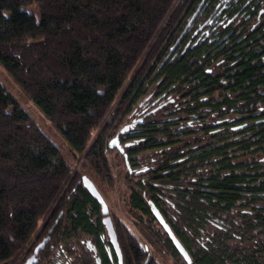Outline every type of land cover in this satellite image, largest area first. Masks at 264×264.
Wrapping results in <instances>:
<instances>
[{"label":"trees","instance_id":"16d2710c","mask_svg":"<svg viewBox=\"0 0 264 264\" xmlns=\"http://www.w3.org/2000/svg\"><path fill=\"white\" fill-rule=\"evenodd\" d=\"M202 1L0 0V64L84 157L74 174L0 82V264H24L49 235L37 264H118L81 170L111 188L113 152L127 208L176 264H264V33L230 0L231 23L199 44L229 0H206L186 29ZM133 121L125 157L109 143ZM110 216L124 264H159Z\"/></svg>","mask_w":264,"mask_h":264},{"label":"rangeland","instance_id":"374dc122","mask_svg":"<svg viewBox=\"0 0 264 264\" xmlns=\"http://www.w3.org/2000/svg\"><path fill=\"white\" fill-rule=\"evenodd\" d=\"M0 82L13 95L17 103L31 116L36 124L48 135L51 141L59 149L63 160L74 167V174L80 169L81 163L84 159L82 157L79 162L73 155V150L62 133L48 120L41 109L26 95V93L17 84L14 78L7 72V70L0 64ZM12 110V108H9ZM110 161L112 165V173L115 178L114 185L108 188L102 185L93 175V173L84 167L82 172L88 174L99 186V190L105 198L110 211L115 214L119 220L127 225V227L135 233L141 240L142 244L146 246L149 256L156 259L159 264H176L171 256L163 251L162 248L156 246L149 237L145 235V231L141 226L140 221L127 208L126 200L128 197L127 185L124 181L126 169L123 159L115 152L111 153Z\"/></svg>","mask_w":264,"mask_h":264},{"label":"water","instance_id":"95a60500","mask_svg":"<svg viewBox=\"0 0 264 264\" xmlns=\"http://www.w3.org/2000/svg\"><path fill=\"white\" fill-rule=\"evenodd\" d=\"M197 12L194 14L193 18L196 17ZM190 24V23H189ZM141 120H139L138 122H140ZM137 121H133L130 125L125 126L120 133L113 138L110 143H109V147L110 148H116L120 151L121 154H124V148L121 146L120 141H119V136L123 133H125L126 131H128L130 128L134 127ZM125 157L126 154H124ZM128 165V162H126ZM82 182L84 187L89 191V193L92 195V197L101 205V209H102V214H103V224L107 230V234L110 240L111 245L113 246V249L118 257V264H124L123 263V255L121 252V248H120V244L118 241V236L116 234L115 231V227H114V223L112 220V217L110 216V209L109 206L105 200V198L103 197L102 193L100 192V190L98 189V187L96 186V184L92 181V179L90 177H88L87 175H84L82 178ZM52 232V230L50 231V233ZM51 237L50 235L47 236L45 239H43L34 249L33 254L26 260V262L24 264H37L38 263V257L39 254L42 250L45 249L46 245L49 243ZM182 257L184 258L185 261H187L188 263L191 261L189 254L187 253V251L185 250V248L178 242H175ZM87 246L90 250L94 251L95 253L97 252V250L92 247L91 242L88 241L87 242ZM109 255L110 257H112V253L111 251H109ZM100 258H97V263L100 264Z\"/></svg>","mask_w":264,"mask_h":264},{"label":"flooded vegetation","instance_id":"af4514ba","mask_svg":"<svg viewBox=\"0 0 264 264\" xmlns=\"http://www.w3.org/2000/svg\"><path fill=\"white\" fill-rule=\"evenodd\" d=\"M206 0H203L196 11L197 14L201 10V8L204 6ZM228 3L229 1H223L219 4H217L215 9V16L211 17L209 19H206L202 24H200L195 30H194V37H197V42L199 44H202V41H204L206 38L210 37L212 31L213 33L217 30H219L220 25H223L225 22L224 19H221L220 14L221 11H219V7L224 5V3ZM249 7L248 12H244L245 14V20L248 24H250V30L253 31V33H264V0H246L245 5L243 8ZM195 12V13H196ZM241 13V12H240ZM194 16V15H193ZM197 16V15H196ZM236 17V16H235ZM197 21L196 17H192L190 21L188 22L186 29H188L191 25H193V22ZM232 20H228L226 24H224L223 28H227V26L231 23ZM190 23V24H189ZM192 28V27H191ZM190 28V29H191ZM231 34L225 35L222 38H220V35L216 34L212 39L211 43L214 44L213 48L223 50L224 48L226 50L229 49L230 46V38ZM253 36V35H252Z\"/></svg>","mask_w":264,"mask_h":264}]
</instances>
